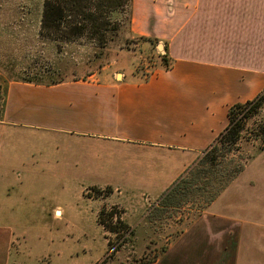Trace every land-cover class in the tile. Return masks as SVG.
<instances>
[{
	"label": "crops",
	"instance_id": "0c3cea01",
	"mask_svg": "<svg viewBox=\"0 0 264 264\" xmlns=\"http://www.w3.org/2000/svg\"><path fill=\"white\" fill-rule=\"evenodd\" d=\"M131 5L132 36L159 39L166 50L160 53L171 58L169 69L146 79L131 69L121 80L116 75L54 84L0 73V137L23 148L32 137L51 139L57 164H71L74 172L82 166L93 173L90 183L110 188V194L92 197L98 209L118 204L129 224L128 215L143 220L145 209L215 141L228 124L230 106L264 89V0ZM42 161H51L50 155ZM4 193L0 206L8 204ZM191 222L185 249L205 264H264V149ZM199 222L202 227L194 229ZM3 241L0 264H8L10 240Z\"/></svg>",
	"mask_w": 264,
	"mask_h": 264
},
{
	"label": "rangeland",
	"instance_id": "374dc122",
	"mask_svg": "<svg viewBox=\"0 0 264 264\" xmlns=\"http://www.w3.org/2000/svg\"><path fill=\"white\" fill-rule=\"evenodd\" d=\"M41 8L42 0H0L1 75L54 84L111 80L118 73L121 80L123 73L130 75L131 69L146 79L164 68L159 39L151 42L132 36L131 2L111 10L105 7L103 19L117 25L103 48L91 42L89 32L64 41L59 37L63 30L59 34L41 30ZM2 100L3 95L1 104ZM261 124L264 104L246 121L242 140L231 150L219 143L217 149L200 154L183 175L189 184L183 194L167 198L169 190L157 204L145 209L143 220L137 221L132 213L128 215L129 230L119 226L115 232L98 221L99 200L92 197L101 193L99 188L92 189L96 187L90 183L93 173L88 174L82 166L74 172L71 164L67 169L57 164L51 139L32 137L31 146L23 148L20 142L10 143L1 134L0 173L5 175L0 178V190L5 192L1 199L8 204L0 206V249L8 237V264H205V259L185 249V229L207 209L229 177L259 155L255 151L261 141L255 134ZM43 154L50 155L51 161L44 163ZM109 190L107 187L102 192L110 194ZM107 210L117 212L110 221H116L117 216L123 219L122 206L109 204ZM200 226L201 222L196 223L194 229ZM187 236L189 247L190 230ZM199 237L198 233L196 240ZM185 253L193 257L187 259Z\"/></svg>",
	"mask_w": 264,
	"mask_h": 264
},
{
	"label": "trees",
	"instance_id": "16d2710c",
	"mask_svg": "<svg viewBox=\"0 0 264 264\" xmlns=\"http://www.w3.org/2000/svg\"><path fill=\"white\" fill-rule=\"evenodd\" d=\"M130 2L131 0H42V8L40 12V27L41 30H54L57 31L58 34L60 33V30H63L59 37H62L64 41L70 38L72 40L89 32L91 42H93L96 47L103 48L105 47L110 37L111 31H116L115 26L117 25L111 20L103 19L102 15L105 7L108 10H111L120 6L123 7ZM108 26L113 27L109 28ZM143 38L151 42L156 41V38ZM160 59L164 69H169L171 67L172 61L168 54H160ZM37 79L22 77L18 80L40 84V81H38ZM1 95L2 91L0 87V114L3 107L1 104ZM263 104L264 89L253 99L247 100L245 102H238L230 106L228 110L229 121L227 126L222 132L219 133L215 141L204 151L217 149V145L219 143H221L223 146L227 145L229 147V150H231L242 140V133L246 129V121L255 114H258ZM256 131L257 133L255 134V139L260 140L261 144L256 147L257 149L255 152L259 153L264 149V124H261ZM252 156L253 155L249 156L247 159L249 160ZM243 166L244 165L242 164L235 171V174L229 177V179L225 182L223 188L212 199V201L235 178H237V176L243 171ZM188 186V181H186L183 176L180 177L171 187L170 191L168 192L167 198L170 195L172 196L175 194H183L185 188H187ZM92 189H97L99 191V189L96 187H93ZM99 193H102V191L100 190ZM116 213L117 212H114L113 210L108 211L107 205H104L98 213V221L103 224L105 229L110 232H115L119 226L124 228L125 230H129L130 225L122 218H119V216H117L118 218L116 221H110V217L112 215H115ZM108 244H110V241Z\"/></svg>",
	"mask_w": 264,
	"mask_h": 264
},
{
	"label": "water",
	"instance_id": "95a60500",
	"mask_svg": "<svg viewBox=\"0 0 264 264\" xmlns=\"http://www.w3.org/2000/svg\"><path fill=\"white\" fill-rule=\"evenodd\" d=\"M157 46H158V48L160 49V51L162 53H165L166 50H165V47H164V45L162 43H158ZM119 76H121L120 73L117 74V77H119ZM57 213H59V211H57Z\"/></svg>",
	"mask_w": 264,
	"mask_h": 264
}]
</instances>
